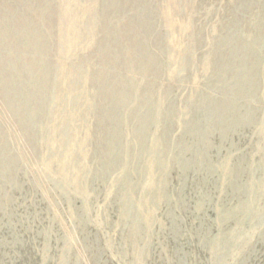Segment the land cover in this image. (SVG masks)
Here are the masks:
<instances>
[{
	"label": "rangeland",
	"instance_id": "1",
	"mask_svg": "<svg viewBox=\"0 0 264 264\" xmlns=\"http://www.w3.org/2000/svg\"><path fill=\"white\" fill-rule=\"evenodd\" d=\"M0 264H264V0H0Z\"/></svg>",
	"mask_w": 264,
	"mask_h": 264
}]
</instances>
